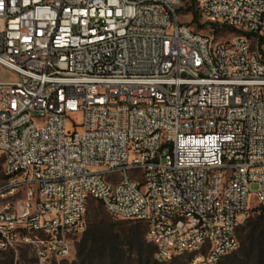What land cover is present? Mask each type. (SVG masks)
I'll use <instances>...</instances> for the list:
<instances>
[{
    "label": "built area",
    "instance_id": "obj_1",
    "mask_svg": "<svg viewBox=\"0 0 264 264\" xmlns=\"http://www.w3.org/2000/svg\"><path fill=\"white\" fill-rule=\"evenodd\" d=\"M182 7L0 0V251L72 258L92 199L144 224L159 264L239 250L264 207V0H197L230 41Z\"/></svg>",
    "mask_w": 264,
    "mask_h": 264
},
{
    "label": "trees",
    "instance_id": "obj_2",
    "mask_svg": "<svg viewBox=\"0 0 264 264\" xmlns=\"http://www.w3.org/2000/svg\"><path fill=\"white\" fill-rule=\"evenodd\" d=\"M196 21L197 15H194V22ZM260 208L264 212V207ZM131 223L135 226L123 228L121 233H117L112 225L103 220L99 221L97 217L94 225L88 227L78 245L79 264H131L126 257L127 253L124 252L125 246L128 248V254L132 256L135 254L137 257L133 264H159L154 259L155 247L147 243V238L145 239L147 227L141 223ZM239 240V253L228 255L224 262L220 261L218 264H264V215L257 219H249L239 230ZM4 255L7 257V264H14V252L0 251V257ZM178 259L181 260L183 257L175 259L173 263ZM191 261L190 258L186 263L178 264H188ZM0 264L4 263L0 261Z\"/></svg>",
    "mask_w": 264,
    "mask_h": 264
},
{
    "label": "rangeland",
    "instance_id": "obj_3",
    "mask_svg": "<svg viewBox=\"0 0 264 264\" xmlns=\"http://www.w3.org/2000/svg\"><path fill=\"white\" fill-rule=\"evenodd\" d=\"M171 1H173V0H171ZM196 4H197V0L195 2H193V0H183V7L180 9L178 14L180 17V21L184 25L189 26L195 33L206 36V37L213 38L216 41H230L232 38H234L235 33L233 31L228 30V29L223 28V27H219V26H212V25L206 23L205 20L196 12ZM194 15H197V21L196 22H194ZM13 81H15V76L11 72L5 70L4 68H2L0 66V82L1 83H9V82H13ZM72 120L79 124L81 122V116L80 115H73ZM258 190H259V187L257 184H252L250 186V191L252 193H256V192H258ZM90 202L91 203L89 206V210H88V212L86 214V218H85V223H86L85 232L75 242V245H74L75 251H74L72 258H70L66 261H63L60 264H79V262L77 260L78 245L82 241L86 231L88 230V227H90V225H94L95 219L97 217H98L99 221L103 220L104 222L112 225L114 227V230L117 231V233H121L122 232L121 229H123V228L125 229V228H130L131 226H135V224H133L131 222L120 221V220L114 219L113 217H111L107 213L105 208L100 203H98L97 201L92 199V200H90ZM255 204H256V200L254 197H252L251 198V205H255ZM260 215H264V212L261 210L260 207L257 206L256 208H254L251 211L249 217L245 220V222L243 223L241 228H243L246 225V223L249 219H257ZM145 239H146V236H145ZM122 242H123V240H122ZM124 252L127 253L126 257L129 261V263L133 264L137 261V257L135 254L133 256L128 254L129 252H128L127 246L124 247ZM236 253H239V250ZM188 259L189 258H187V257H183V259H181V260L178 259L177 262H175V263L171 262L169 264H178V262L186 263V261ZM0 261L4 264H7V257L5 255L1 256ZM224 261H225V258L221 260V262H224ZM14 264H38V262H37L35 256L33 255L32 250L29 248H24V249H21L17 254H15Z\"/></svg>",
    "mask_w": 264,
    "mask_h": 264
}]
</instances>
